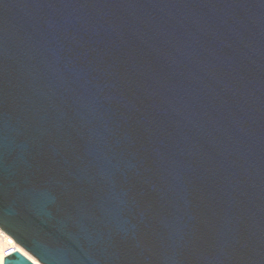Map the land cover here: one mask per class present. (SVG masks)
Returning <instances> with one entry per match:
<instances>
[{"label":"water","instance_id":"95a60500","mask_svg":"<svg viewBox=\"0 0 264 264\" xmlns=\"http://www.w3.org/2000/svg\"><path fill=\"white\" fill-rule=\"evenodd\" d=\"M0 229L38 264H264V0H0Z\"/></svg>","mask_w":264,"mask_h":264},{"label":"snow or ice","instance_id":"6c2138e0","mask_svg":"<svg viewBox=\"0 0 264 264\" xmlns=\"http://www.w3.org/2000/svg\"><path fill=\"white\" fill-rule=\"evenodd\" d=\"M9 248L12 250H8ZM12 251H19L26 259H31V257L28 256L27 253L23 252L22 249L15 248L12 239L8 237L3 230H0V264H3V261L7 256L12 255ZM33 264H35L34 261Z\"/></svg>","mask_w":264,"mask_h":264},{"label":"bare ground","instance_id":"6f19581e","mask_svg":"<svg viewBox=\"0 0 264 264\" xmlns=\"http://www.w3.org/2000/svg\"><path fill=\"white\" fill-rule=\"evenodd\" d=\"M14 246H15V248L22 249L20 246H17L16 244H14ZM22 250H23V249H22ZM17 252H19V251H17ZM23 252L27 253V252L24 251V250H23ZM19 253H21V252H19ZM27 254H28V253H27ZM28 256H30V255L28 254ZM30 257H31V256H30ZM29 260H31L32 262L34 261L35 264H38L37 261H36L34 258H32V257H31V259H29Z\"/></svg>","mask_w":264,"mask_h":264},{"label":"built area","instance_id":"2783aa9c","mask_svg":"<svg viewBox=\"0 0 264 264\" xmlns=\"http://www.w3.org/2000/svg\"><path fill=\"white\" fill-rule=\"evenodd\" d=\"M0 230H1V229H0ZM5 234H6V233H5ZM6 235H7V234H6ZM7 236H8V235H7ZM8 237H9V236H8ZM10 238H11V237H10ZM11 239H12V238H11ZM12 241L14 242V244H16V243H15V241H14L13 239H12ZM16 245H17V244H16ZM17 246H19V245H17ZM8 250H10V251H11L12 249H11V248H9ZM14 252H17V251H12V253H14Z\"/></svg>","mask_w":264,"mask_h":264}]
</instances>
